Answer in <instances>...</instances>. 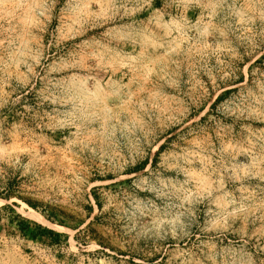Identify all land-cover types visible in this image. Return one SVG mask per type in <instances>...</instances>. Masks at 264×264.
I'll list each match as a JSON object with an SVG mask.
<instances>
[{
    "label": "rangeland",
    "instance_id": "1",
    "mask_svg": "<svg viewBox=\"0 0 264 264\" xmlns=\"http://www.w3.org/2000/svg\"><path fill=\"white\" fill-rule=\"evenodd\" d=\"M7 195L0 264H264V0H0Z\"/></svg>",
    "mask_w": 264,
    "mask_h": 264
},
{
    "label": "trees",
    "instance_id": "2",
    "mask_svg": "<svg viewBox=\"0 0 264 264\" xmlns=\"http://www.w3.org/2000/svg\"><path fill=\"white\" fill-rule=\"evenodd\" d=\"M259 61L260 60H258L256 63H259ZM227 93L228 92H226V94ZM222 97H223V95L219 96L217 98L216 102H219L222 99ZM163 148H164V146H160L159 150L156 152V156L163 150ZM144 167H142L141 170L145 169ZM94 197H95V201H96V206L99 209H101V205L99 203L97 196H94ZM0 198H3L5 200H10V196H8V195L7 196H0ZM24 201L27 205L31 206L33 209H35V210L37 209V208H35V206H33V204H31V202H28L26 200H24ZM13 205L15 206L16 204L14 203L11 206L8 205V206L2 207L0 209V212L7 211V212H10L12 214V218L9 220V225H11V226L16 225L18 231L21 234V237H23L24 239H27L28 241H31V242H38L41 240L42 237H46L50 240L49 245L52 247L53 246L59 247L62 244V242L66 243L69 240V236L67 234L55 232L49 228L42 226L41 224H38L34 221H31L27 218H24L20 214H17L13 208ZM40 213L52 224H55V225L60 226V227L68 228V229H71L73 231H78L85 224V222H81L78 226H72V225L66 224L65 222H62L60 220H55L51 216L44 214V212H40ZM88 213H89V218H90L91 214L93 213V207L88 208ZM96 219H97V217H95V220ZM92 224L93 223L91 222L88 225V228ZM78 233H80V232H78ZM74 240L76 242L79 241L77 235L74 236Z\"/></svg>",
    "mask_w": 264,
    "mask_h": 264
}]
</instances>
